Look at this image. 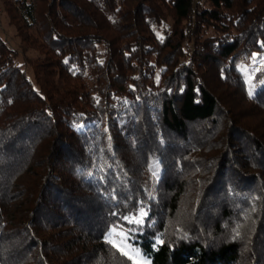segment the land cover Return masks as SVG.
Returning <instances> with one entry per match:
<instances>
[{
	"label": "trees",
	"instance_id": "trees-1",
	"mask_svg": "<svg viewBox=\"0 0 264 264\" xmlns=\"http://www.w3.org/2000/svg\"><path fill=\"white\" fill-rule=\"evenodd\" d=\"M0 4V264H264V0Z\"/></svg>",
	"mask_w": 264,
	"mask_h": 264
},
{
	"label": "rangeland",
	"instance_id": "rangeland-1",
	"mask_svg": "<svg viewBox=\"0 0 264 264\" xmlns=\"http://www.w3.org/2000/svg\"><path fill=\"white\" fill-rule=\"evenodd\" d=\"M1 6V4H0ZM1 10H3V7L1 6ZM7 18L6 15L4 14L3 11H1L0 14V36L1 38L6 42L7 46L12 49V50H18V46H19V39L16 36V32L15 30L7 25ZM34 54H31L30 57H33ZM23 59L20 58L18 62H23ZM25 69L27 70V73L29 75L30 78H32V71L29 69V67L27 65H25ZM264 69V54H260L255 56L254 58H250L248 60V62H246L245 64H243L241 71L244 74L246 81H247V86L249 88H252V83L251 80L253 79V77L256 75L257 72H259L260 70ZM94 125L90 124V125H86L84 126V130L86 132H90L92 129H94ZM120 249L124 252L127 253V255L132 258V260L138 264H145L140 257L137 254L131 253L130 251H128L126 248H123L121 246H119Z\"/></svg>",
	"mask_w": 264,
	"mask_h": 264
},
{
	"label": "snow or ice",
	"instance_id": "snow-or-ice-1",
	"mask_svg": "<svg viewBox=\"0 0 264 264\" xmlns=\"http://www.w3.org/2000/svg\"><path fill=\"white\" fill-rule=\"evenodd\" d=\"M141 215H143V213H141ZM138 223L140 222V221H137ZM158 243H159V241H158ZM125 254H127V253H125Z\"/></svg>",
	"mask_w": 264,
	"mask_h": 264
},
{
	"label": "built area",
	"instance_id": "built-area-1",
	"mask_svg": "<svg viewBox=\"0 0 264 264\" xmlns=\"http://www.w3.org/2000/svg\"><path fill=\"white\" fill-rule=\"evenodd\" d=\"M1 11H2V10H1V6H0V14H1Z\"/></svg>",
	"mask_w": 264,
	"mask_h": 264
}]
</instances>
